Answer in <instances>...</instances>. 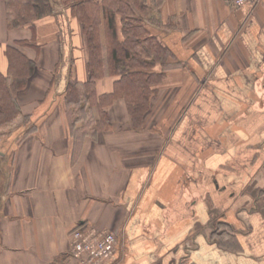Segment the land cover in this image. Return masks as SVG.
Masks as SVG:
<instances>
[{
	"label": "crops",
	"instance_id": "crops-1",
	"mask_svg": "<svg viewBox=\"0 0 264 264\" xmlns=\"http://www.w3.org/2000/svg\"><path fill=\"white\" fill-rule=\"evenodd\" d=\"M143 3L171 54L151 68L164 74L143 123L114 98L77 146L63 92L89 80L81 24L52 2L8 28L0 0V45L28 41L35 61L16 95L34 128L0 139V264H66L77 226L116 231L113 264H264V0ZM116 80L104 70L84 100L94 124L89 100Z\"/></svg>",
	"mask_w": 264,
	"mask_h": 264
},
{
	"label": "trees",
	"instance_id": "trees-1",
	"mask_svg": "<svg viewBox=\"0 0 264 264\" xmlns=\"http://www.w3.org/2000/svg\"><path fill=\"white\" fill-rule=\"evenodd\" d=\"M7 27H32L34 21L53 11L51 0H4ZM81 24L88 53L89 80L80 84L69 79L63 92L64 104H85L93 94V83L106 73L118 76L111 92L89 100L99 112L96 127L108 120L105 107L117 97L125 99L133 127L141 126L143 115L155 94V85L163 76V70H151L155 63L168 65L171 56L166 46L151 35L144 26L147 7L144 0H59ZM140 15V16H139ZM104 37H103V35ZM28 41H15L0 45L5 57V70L0 68V136L10 134L22 126L19 118L28 121L16 100L17 92L26 86L35 69V61L27 58L22 47L31 46ZM75 119H69L74 128ZM33 129L34 126L30 124ZM26 134V133H25Z\"/></svg>",
	"mask_w": 264,
	"mask_h": 264
},
{
	"label": "built area",
	"instance_id": "built-area-1",
	"mask_svg": "<svg viewBox=\"0 0 264 264\" xmlns=\"http://www.w3.org/2000/svg\"><path fill=\"white\" fill-rule=\"evenodd\" d=\"M233 6L260 0H224ZM117 233L96 226H77L70 232V242L65 256L66 264H113Z\"/></svg>",
	"mask_w": 264,
	"mask_h": 264
},
{
	"label": "rangeland",
	"instance_id": "rangeland-1",
	"mask_svg": "<svg viewBox=\"0 0 264 264\" xmlns=\"http://www.w3.org/2000/svg\"><path fill=\"white\" fill-rule=\"evenodd\" d=\"M51 1L53 3H55V2L59 3L60 2L59 0H51ZM86 108H87V105L83 104V103L72 104V105L68 106V119L69 118H70V120L75 119L76 123L79 122V124H82V127H83V128L82 127H76L77 130L75 131L74 136H75V141L77 139V141L75 142L77 146L79 143H81L83 136L87 133H90L92 130H94V126L96 125V123L94 124L93 122H91L89 117H87L88 111L86 110ZM19 123H22V126L17 127L15 130H13L10 134H8L6 136H0V139H4L6 137L12 136V137H14V140H13L14 144L19 145L23 141V139L26 138V136L33 130L30 127L29 122L26 121L25 119H22L21 117L19 118ZM76 123L74 124V126L76 125ZM89 127H92V129H90ZM2 146L3 145H1V143H0V150H4V148H1ZM0 161H5V160L0 159Z\"/></svg>",
	"mask_w": 264,
	"mask_h": 264
}]
</instances>
